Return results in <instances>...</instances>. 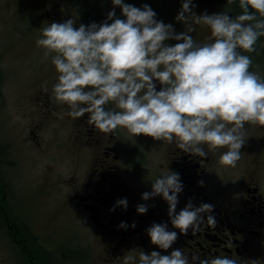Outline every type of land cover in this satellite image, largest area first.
<instances>
[{
	"label": "flooded vegetation",
	"instance_id": "obj_1",
	"mask_svg": "<svg viewBox=\"0 0 264 264\" xmlns=\"http://www.w3.org/2000/svg\"><path fill=\"white\" fill-rule=\"evenodd\" d=\"M25 1L34 25L62 23L61 13L73 10L78 23H93L91 11L97 15L95 23L101 19L103 23L113 10L112 0ZM125 3L138 8L148 4L156 13L157 20L173 25L177 33L183 32L184 24L176 20L182 0H125ZM192 3L197 15L226 11L234 16L241 12L239 0L231 3L229 0H192ZM115 12L123 19L119 7ZM194 26L196 32L193 37L196 35L198 39V32L204 29L206 37L202 43L211 42L207 26ZM257 53L250 54L253 59L251 70L264 76V37L257 42ZM4 60L6 53L0 55V111L9 103L7 94H4L5 86L1 85L9 76L1 64ZM56 82L57 79L49 84L46 80L48 85L31 102L35 107L25 113L26 123L23 120L13 128L17 130V126L24 124L22 139L11 142L13 137L9 135L6 119L0 122V241L11 240L16 250V264H87L77 261L70 248L60 255L59 246L49 239L42 242L41 236L31 231L30 220H24L22 201L20 204L11 202L12 196L21 198L23 191L22 183H14L18 182L19 171L24 169L25 161L14 155V149L20 145L22 152L25 145L37 148L31 149L30 162L32 168L42 173V185L56 187L58 182V186L66 188L63 207L72 218L71 224L78 231L88 232L86 226H89V232L96 235L93 241L101 245L102 261L94 264H123L124 255L129 251L136 255L139 249L146 253L161 251L151 244L146 232L154 223H165L169 231H177L171 225L168 204L162 197L142 200V194L151 192L152 182L167 170L178 173L183 184L177 211L184 208L189 200L194 206L211 204L216 227L210 228L205 222L195 236L191 230L186 235L177 231L178 239L172 249L161 251L162 255L173 249H182L190 260L193 255L201 259L228 255L238 264H252V261L264 264V126L245 125L246 143L241 149L242 157L235 168L226 167L219 163V157L226 149L210 151L204 146L208 152L205 159L179 150L175 143L154 141L144 136L133 137L125 129L102 133L87 123V116L72 119L64 115L69 111L67 105L54 99L52 89ZM159 87L157 84V90ZM36 112H41V118L32 122ZM41 130L50 133L47 139H39ZM63 150L66 159L60 157ZM45 159L48 163L41 166ZM125 198L127 208L116 207L112 211L116 202ZM139 204L148 207L143 215L136 211ZM204 219L206 221L207 214H204ZM122 222L126 225L123 229L119 227ZM134 264H138V257Z\"/></svg>",
	"mask_w": 264,
	"mask_h": 264
},
{
	"label": "clouds",
	"instance_id": "obj_2",
	"mask_svg": "<svg viewBox=\"0 0 264 264\" xmlns=\"http://www.w3.org/2000/svg\"><path fill=\"white\" fill-rule=\"evenodd\" d=\"M112 4L103 23L77 26L71 18L40 29L36 45L46 59L52 57L58 73L52 92L58 103L67 105L64 115L87 116V123L102 133L120 128L133 137L175 143L179 150L205 159L204 146L210 151L226 149L219 163L235 168L246 143L245 125L264 126V76L251 70L250 55L257 53V42L264 37V0H239L241 12L235 16L224 11L197 15L192 0H182L176 16L185 26L180 33L157 20L148 4L141 8L125 0ZM117 7L123 19L116 16ZM194 25L207 26L211 42L198 43L191 35ZM182 190L180 175L167 170L142 200L162 197L180 235L191 230L195 236L205 222L215 228L211 204L194 206L189 200L177 211ZM116 207L126 209L127 199L118 200L112 211ZM136 211L143 215L148 207L139 204ZM177 231H169L165 223L146 230L151 244L163 252L172 249ZM161 251L139 249L136 255L129 251L123 264H134L137 257L138 264H238L228 255L203 259L193 255L190 260L182 249L166 255Z\"/></svg>",
	"mask_w": 264,
	"mask_h": 264
},
{
	"label": "rangeland",
	"instance_id": "obj_3",
	"mask_svg": "<svg viewBox=\"0 0 264 264\" xmlns=\"http://www.w3.org/2000/svg\"><path fill=\"white\" fill-rule=\"evenodd\" d=\"M28 6L25 0H0V55L6 53V60L2 61L1 64L5 66V71L9 73L7 80L4 78L1 82V85L5 86L4 94H7L9 103L3 111H0V122L3 121L2 119H6L9 135L13 137L11 142L22 139L21 129L24 124L17 126V130H13V128H16V125L22 123L23 120L26 123L25 113L35 107L31 102L35 100L38 92L44 90L45 86L48 85L46 80L50 84V81L54 82L58 76L55 66L52 64L51 55L46 59L44 50L36 45V40L41 36L40 29L46 25H34V22H31V13ZM93 12L91 11L90 15L93 17V22H95L97 15L95 16ZM75 15L77 14L74 10L67 11L61 13V19L64 21L71 18L76 20ZM96 23H102V19ZM79 24L82 23L77 22V26ZM183 31H185L184 25ZM198 33V39L196 35L193 38L201 43L204 42L205 30L202 29ZM193 34L191 35L193 36ZM41 112L44 111L41 110ZM41 112L34 114L36 118H33L32 122H37L41 118ZM12 114L14 115L11 116ZM39 135L40 140L43 137L47 139L50 133L41 130ZM53 136L54 134H52ZM19 147L21 145L14 149V155H19L25 162L24 169L22 172L19 171L21 174L18 177V182L14 183H22L23 191L21 190L22 194L20 193L21 198L12 196L13 201L11 200V202L20 204L22 201L24 220H30V223H32L30 225L31 231L36 235H40L42 242L49 239L52 244L61 246L59 248L61 251H58L60 255L64 253L65 249L70 248L74 251L73 255L77 258V261H83L82 263L87 264L101 262L102 248L101 245L98 246L99 244L93 241L96 240V235L92 234V231L89 232L91 228L86 226L88 232L78 231L71 224L72 218L64 211L66 188L62 185L58 186V182L55 188L51 185H42V173L38 172L35 167L32 168L30 162L32 159L31 149L37 150V148L25 145V148L23 147V150H25L22 152ZM50 153L48 152L47 155H50ZM60 157L61 159L67 158L64 150L61 152ZM47 163L48 160L45 159L41 162V166ZM56 167L58 166L56 165ZM16 191L15 189V193ZM10 241H0V264H16V250L12 247ZM76 248L79 250L75 251ZM62 260L65 261L64 258ZM69 261H71V258ZM72 261L75 262L73 259Z\"/></svg>",
	"mask_w": 264,
	"mask_h": 264
}]
</instances>
